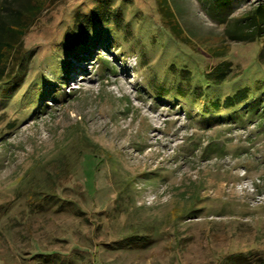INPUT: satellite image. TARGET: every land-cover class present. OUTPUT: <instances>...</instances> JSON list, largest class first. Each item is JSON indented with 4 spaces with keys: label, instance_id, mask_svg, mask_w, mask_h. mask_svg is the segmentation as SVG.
Segmentation results:
<instances>
[{
    "label": "rangeland",
    "instance_id": "obj_1",
    "mask_svg": "<svg viewBox=\"0 0 264 264\" xmlns=\"http://www.w3.org/2000/svg\"><path fill=\"white\" fill-rule=\"evenodd\" d=\"M167 2L187 41L163 0L36 13L0 83V264H264V117L243 115L264 94V33H223L264 0ZM103 4L114 22L82 33Z\"/></svg>",
    "mask_w": 264,
    "mask_h": 264
},
{
    "label": "trees",
    "instance_id": "obj_2",
    "mask_svg": "<svg viewBox=\"0 0 264 264\" xmlns=\"http://www.w3.org/2000/svg\"><path fill=\"white\" fill-rule=\"evenodd\" d=\"M47 0H34L30 3V8L28 12L17 11L11 12L10 14L1 15L0 14V83L5 80L10 79L13 72H16L19 67L23 64L26 56V52L23 47V37L28 31V28L32 25L36 13L45 8V3ZM221 2L216 5L215 10L213 5H210L209 8L213 11H216L220 6ZM163 7L165 13L169 19V25L173 32H175L182 40H188L186 36L182 35V31L175 20V16L170 9L167 0H163ZM102 11H97L94 14L88 15L87 20H85V27L82 28L81 32L86 34L89 30L88 28L93 27L97 23H110L111 18V9L109 5L103 4L101 6ZM115 19L119 20V15L115 14ZM112 19V18H111ZM220 19V18H219ZM108 21V23H107ZM224 23V19H220ZM112 22L113 19H112ZM87 28V29H86ZM225 36L230 40H244L249 41L257 37L258 34L264 33V6L257 8L256 11H252L249 16H246L243 19H237L231 25H226L224 32ZM23 47V49H22ZM222 54V53H221ZM11 64V70L9 67ZM9 65V66H8ZM221 71L219 73L209 72L206 75L210 80L219 84L226 79L230 71V66L227 62L219 63L218 67ZM250 89L248 87L239 88L236 92L231 95H227L223 98L222 106L225 108L231 107H240L248 98H250ZM258 96L255 99H251L248 103V107L243 115L247 112L249 117L258 116L260 119L264 117L263 109L259 110L258 107L263 101L262 96ZM235 113H240V111H235ZM233 113V114H235ZM231 114L230 116H232ZM242 114V113H241ZM255 114V115H254ZM244 120V119H243ZM246 120H244L245 122ZM219 149V150H218ZM208 154L216 152V154L224 153L223 150L215 146V143L212 142V145H207Z\"/></svg>",
    "mask_w": 264,
    "mask_h": 264
}]
</instances>
